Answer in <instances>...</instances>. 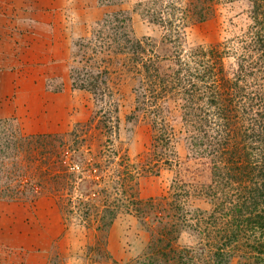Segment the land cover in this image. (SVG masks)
<instances>
[{
    "label": "trees",
    "instance_id": "obj_1",
    "mask_svg": "<svg viewBox=\"0 0 264 264\" xmlns=\"http://www.w3.org/2000/svg\"><path fill=\"white\" fill-rule=\"evenodd\" d=\"M218 2L197 0L185 7L174 5L166 25L188 26L205 21L214 15ZM252 4L250 43L242 45L244 55L239 57L238 72L231 77L225 71L223 53L215 52L216 46H196L184 53L181 44L173 43L174 47L166 46L161 53L157 52L158 49H153L155 45L135 35L131 14L124 11L114 12L104 20V32L99 36L100 43L103 42L99 47H91L95 55H129L134 62L138 76L131 118L147 113L152 117L153 129L163 132L159 136L161 143L168 145L176 128L173 117L167 121L162 115V101L173 99L174 105H180V131L186 134L189 151L194 156L212 159V180L205 187L207 195L218 203L212 211L197 207L187 210L191 216L187 217L177 198L166 202L168 205L132 202L131 211L150 233L148 256L138 260L139 264H264V0H252ZM157 20L162 21V16ZM169 59L176 67L163 71L159 62ZM80 71L83 70L74 67L71 72ZM99 78L93 81L74 77L73 86L97 92L100 82L106 84ZM14 126L11 121L0 120V201L34 203L41 194L38 187L47 183L54 194L65 189L72 180L65 154H59L53 161L58 172L50 174L49 169L42 168L48 163L49 154L55 157L57 154L53 140H45L50 135H25ZM168 161L170 164L169 158ZM31 164L36 165L37 176L26 178ZM146 164L148 172H157L149 162ZM69 203H73L70 198ZM82 203L87 206L86 218L98 214L99 208ZM114 214V209H102L97 228L107 229L108 219L112 220ZM181 228L200 238L205 232V238L196 246L175 249L171 245L178 239ZM159 247H170L169 253L164 252L166 258L154 255L153 251Z\"/></svg>",
    "mask_w": 264,
    "mask_h": 264
},
{
    "label": "rangeland",
    "instance_id": "obj_2",
    "mask_svg": "<svg viewBox=\"0 0 264 264\" xmlns=\"http://www.w3.org/2000/svg\"><path fill=\"white\" fill-rule=\"evenodd\" d=\"M98 1L106 7V11L90 25L89 34L78 40L74 51L77 58L70 70L71 87L79 90L76 93L77 102L83 108L75 111L74 124L68 132L49 134L45 138L53 140L57 154L56 157L49 154L48 163L43 164L42 168L49 169L50 174L58 172L53 161L59 154H65L72 179L58 194H54L48 183L45 187H38L39 196L51 194L57 199L67 224L61 235L55 234L57 240L49 252L48 264H75L73 262L79 258V264H139L138 260L148 256L146 246L150 233L131 211L135 200L164 204L177 198L182 202L181 208L185 214L180 213L187 217H191L187 210L198 207L209 212L218 204L207 195L205 188L212 180V159L194 156L189 151L186 134L180 131L179 103L174 105L173 99L162 101V115L167 121L173 117L172 124L176 128L168 145L167 142L161 143L159 136L163 132L153 129L152 117L147 113L143 112L139 118H131L136 98L133 88L138 76L134 62L129 55H95L91 51V47H99L103 42L100 43L99 36L100 32H104V20L118 11L131 14L135 35L155 45L153 49H158L157 52L166 46L174 47L173 43L181 44L184 53L196 46H216L218 49L215 52L219 50L223 53L222 61L229 77L238 72L239 57L244 55L242 45L250 43L248 30L253 24L250 17L252 0H219L212 17L178 27L166 25L173 15L171 7H185L186 3L192 1L196 4L197 0ZM159 16H162V21L157 20ZM159 65L163 71L176 67V63L170 59L160 60ZM74 67L83 71L72 74ZM74 77L93 81L100 77V81H106V84L104 87L100 82L97 92L95 89L75 88ZM148 162L157 171L155 174L147 171ZM35 166L31 164L32 168L27 169L24 177L31 175L35 178ZM81 202H89L92 209L99 208L98 214L86 218L84 211L87 206H83V203L80 205ZM23 203L26 204V212L37 216L33 206L35 202ZM102 209H114L116 213L112 220L108 219L110 222H107L105 230L97 228ZM201 222L205 224V221ZM50 226L47 224L45 228ZM197 226L204 229L202 224ZM69 228L70 232H67ZM205 234L200 238L189 229L181 228L178 239L171 246L175 249L196 246L205 238ZM2 252L0 250V264H32L37 256L34 250L16 249L11 251L9 257ZM164 252L169 253L170 247H159L153 251L162 259L166 258Z\"/></svg>",
    "mask_w": 264,
    "mask_h": 264
},
{
    "label": "crops",
    "instance_id": "obj_3",
    "mask_svg": "<svg viewBox=\"0 0 264 264\" xmlns=\"http://www.w3.org/2000/svg\"><path fill=\"white\" fill-rule=\"evenodd\" d=\"M105 9L98 0H0V120L25 135L70 130L83 108L70 82L76 43ZM33 206L37 216L23 202L0 201V250L8 257L34 250L32 264H48L67 224L54 196L42 195Z\"/></svg>",
    "mask_w": 264,
    "mask_h": 264
}]
</instances>
